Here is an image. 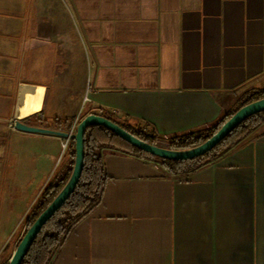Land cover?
<instances>
[{
	"label": "crops",
	"instance_id": "obj_1",
	"mask_svg": "<svg viewBox=\"0 0 264 264\" xmlns=\"http://www.w3.org/2000/svg\"><path fill=\"white\" fill-rule=\"evenodd\" d=\"M59 5L69 26L39 18L35 0H0L6 181L36 191L69 157H61L65 139L19 132L10 127L16 121L66 132L86 107V115L105 113L167 141L218 126L244 97L264 91V0ZM103 162L101 203L51 264H264V123L187 178L112 149Z\"/></svg>",
	"mask_w": 264,
	"mask_h": 264
},
{
	"label": "trees",
	"instance_id": "obj_2",
	"mask_svg": "<svg viewBox=\"0 0 264 264\" xmlns=\"http://www.w3.org/2000/svg\"><path fill=\"white\" fill-rule=\"evenodd\" d=\"M263 98L264 91L250 93L244 97L238 107L218 126L201 133L177 137L167 141L161 139L156 133L144 129V127L141 129H138V127H130L116 121L105 113L92 114L104 117L116 123L127 132L146 143L179 151L191 149L203 144L215 135L221 126L239 109ZM57 123L60 124V121H57ZM263 123L264 112L249 117L213 150L202 157L188 161H172L155 157L131 146L104 127H89L84 136V168L79 183L62 208L42 228L22 264H51L53 256L65 243L72 229L101 203L109 182V177L107 176L103 162V153L106 149H112L145 162L155 163L169 176L175 178H187L206 165L217 161ZM31 126L44 128V125L37 121L32 122ZM72 128L73 125L70 124L63 130L70 133ZM160 143L165 145L162 146ZM68 155L69 157L65 168L63 170H58L53 174L36 201L30 207V215L24 234L27 232L28 228L32 226L39 215L51 204L68 181L74 167V140H70L69 142ZM21 239L22 238H19L18 241L14 243V248L11 247L10 242L5 245L1 253L4 259L2 264L9 263V260Z\"/></svg>",
	"mask_w": 264,
	"mask_h": 264
},
{
	"label": "water",
	"instance_id": "obj_3",
	"mask_svg": "<svg viewBox=\"0 0 264 264\" xmlns=\"http://www.w3.org/2000/svg\"><path fill=\"white\" fill-rule=\"evenodd\" d=\"M264 112V98L253 103H250L241 109H239L229 120H227L221 128L213 135L209 140L203 144L187 149V150H170L159 146L146 143L125 129L117 125L116 123L94 114L86 115L76 127L75 133H68L63 131H57L47 128H41L24 124L20 121L14 123V129L28 134L44 135L51 137H58L65 140L75 141V159L72 173L57 194L51 204L39 215L35 222L28 228L27 232L23 235L21 241L15 248L8 264H22L24 258L28 254L36 237L46 225V223L62 208L65 202L70 198L72 193L77 187L81 178L84 168V136L87 129L91 126H101L107 130L113 132L122 140L130 144L131 146L149 153L155 157L172 160V161H188L204 156L211 150H213L220 142H222L230 133H232L243 121L251 116Z\"/></svg>",
	"mask_w": 264,
	"mask_h": 264
},
{
	"label": "rangeland",
	"instance_id": "obj_4",
	"mask_svg": "<svg viewBox=\"0 0 264 264\" xmlns=\"http://www.w3.org/2000/svg\"><path fill=\"white\" fill-rule=\"evenodd\" d=\"M35 2L37 5V16L39 18L42 16H47L51 14L53 18L58 17V21H62L63 18L62 16H60L61 12L59 8L60 0H35ZM62 23H65V21H62ZM65 24L66 25L68 24L69 26L68 22H66ZM70 43L72 42H69V44ZM78 63H79V60H78ZM79 65L80 64H78V66ZM85 98L86 96L84 97L83 102H85ZM85 116H86V107L85 109H83L81 113L80 121ZM80 121L78 123H80ZM10 127L14 128V123H11ZM75 132H76V128L73 133ZM1 136L3 137V135L0 133V137ZM6 143H7V148L9 149L12 143L11 140L10 141L7 140L5 144ZM160 145L164 146L165 144L160 143ZM2 160H3L2 163L5 164L6 157L4 156ZM56 171H57V167L53 171L52 175L50 176V179ZM7 174L8 176H5L4 174L3 177H10L11 173H7ZM4 179L5 178H2V173L0 171V264H2V261L4 260L1 253H2L3 248L5 247V246L2 247V244H3V239L5 238L7 229L9 227L15 226L13 229V232H11V234L9 233L10 235L6 242V244L10 242L11 247L14 248V243L17 242L19 238L23 237L24 232L26 230L27 221L30 215V207L36 201L39 194L44 188L43 187L41 189H36L35 191V190H31L30 188H28L29 185L27 184V181L22 182L21 181L22 179L20 180L14 179V180H7V181ZM6 183H7V186H6ZM3 185L6 188H4ZM2 191H3V194L5 192V194L7 195L8 197L7 199L6 198L2 199ZM16 197L17 199H15ZM16 210H18V213H19L18 223L15 222L16 220L13 221L17 217V214L15 213Z\"/></svg>",
	"mask_w": 264,
	"mask_h": 264
},
{
	"label": "built area",
	"instance_id": "obj_5",
	"mask_svg": "<svg viewBox=\"0 0 264 264\" xmlns=\"http://www.w3.org/2000/svg\"><path fill=\"white\" fill-rule=\"evenodd\" d=\"M87 101V98H85V102ZM75 130V126L73 127L71 133H73ZM69 142L70 140H65V142H63L62 144V153H61V157L65 156L66 153H68V146H69Z\"/></svg>",
	"mask_w": 264,
	"mask_h": 264
}]
</instances>
